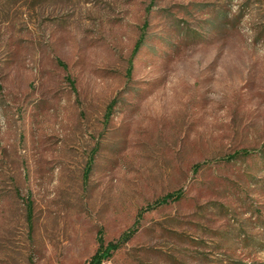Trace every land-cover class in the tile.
Wrapping results in <instances>:
<instances>
[{"label": "rangeland", "instance_id": "rangeland-1", "mask_svg": "<svg viewBox=\"0 0 264 264\" xmlns=\"http://www.w3.org/2000/svg\"><path fill=\"white\" fill-rule=\"evenodd\" d=\"M135 228L102 264H264V0H0V264Z\"/></svg>", "mask_w": 264, "mask_h": 264}, {"label": "trees", "instance_id": "trees-1", "mask_svg": "<svg viewBox=\"0 0 264 264\" xmlns=\"http://www.w3.org/2000/svg\"><path fill=\"white\" fill-rule=\"evenodd\" d=\"M143 42V37L138 41L137 46L135 48V53L141 48ZM112 106V105H111ZM243 154H250V151H243ZM241 153H237L234 157H239ZM92 162L88 164V168L86 170L87 174L91 171ZM183 197L182 191H174L170 192L162 197H160L153 204L149 205L150 209L156 208L158 206L167 205L168 203L178 201ZM137 229H132L125 232L119 239L111 242H106L104 238L103 230L99 231L98 234V243L99 247L95 254L91 257L90 260L83 264H102L105 260L110 259L117 251H119L127 242H129L133 236L136 234Z\"/></svg>", "mask_w": 264, "mask_h": 264}]
</instances>
